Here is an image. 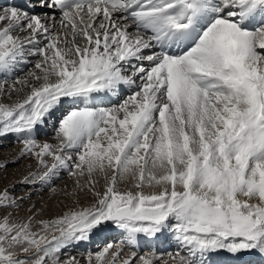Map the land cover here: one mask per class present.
<instances>
[{
	"label": "snow or ice",
	"instance_id": "6c2138e0",
	"mask_svg": "<svg viewBox=\"0 0 264 264\" xmlns=\"http://www.w3.org/2000/svg\"><path fill=\"white\" fill-rule=\"evenodd\" d=\"M0 77V169L33 162L0 183V264H81L105 233L86 264H264V0L0 4ZM65 173L71 206L25 209L17 184Z\"/></svg>",
	"mask_w": 264,
	"mask_h": 264
},
{
	"label": "rangeland",
	"instance_id": "374dc122",
	"mask_svg": "<svg viewBox=\"0 0 264 264\" xmlns=\"http://www.w3.org/2000/svg\"><path fill=\"white\" fill-rule=\"evenodd\" d=\"M31 67V64L28 66H24L23 64L14 71L12 75V79H15L17 76H22L25 72L28 71V69ZM2 79V77H0ZM11 82V81H9ZM12 99H16L15 95L12 96ZM4 102H8L7 98L4 99ZM51 135L52 133H48V130L43 134L41 132L40 139L43 137H46L47 140L51 142ZM9 136H13V140L9 144L6 145V147H0V150L2 149H9V152L7 153H0V162H3L5 160L11 161L13 158L17 155V152L19 151L21 144L17 142V138L15 135L10 134ZM25 161H27L25 163ZM33 162L28 159H22L19 163H11L6 169H0V183L2 184H10L12 182H16L22 179V177L25 175V173L29 170H31V164ZM51 188H55L57 191L53 192ZM28 188H24L22 185L17 184L15 188V192L17 195L20 193H24L25 190ZM72 189V181L67 176V174H63L59 179L55 181V183L50 188H41L37 194H32L31 200L27 201L25 204V209L30 206L31 204H35V207L42 210V216L38 218H49L51 216H54L62 211L63 205H72V200L66 198L64 195L65 191H71ZM36 195V196H35ZM35 197V198H34ZM84 202L83 200L81 201ZM22 215L27 214L25 211L22 210ZM117 240H111V243L118 242ZM110 242V241H109ZM108 242V243H109ZM107 242H104L101 244L99 248L94 249L91 252L98 251L100 248L104 247V245ZM70 249V250H69ZM130 250L125 249V252H128ZM79 253H83V256H79ZM89 254V251L86 249L85 244H81L77 247H71L64 250L63 256L72 255L76 256L78 259L81 260V264H86L85 258Z\"/></svg>",
	"mask_w": 264,
	"mask_h": 264
},
{
	"label": "bare ground",
	"instance_id": "6f19581e",
	"mask_svg": "<svg viewBox=\"0 0 264 264\" xmlns=\"http://www.w3.org/2000/svg\"><path fill=\"white\" fill-rule=\"evenodd\" d=\"M7 3H14L16 6L23 8V7H26V5L29 3V0H0V4H7ZM34 11L38 12V13H42V12H47L48 10L47 9H41V8L37 7V8L34 9ZM30 59L34 60L35 58H30ZM28 65H30V64H28ZM128 94H129V92L127 90H125L123 92V94L120 96V99H123ZM117 102H118L117 99L115 97H113L112 98V103H117ZM46 130H48V133H53V130H52L51 127H48L46 129H44L42 131V133L44 134L46 132ZM13 138H14L13 136H9V135L4 136V137H0V147H4V146L6 147V145L9 144L11 142V140H13ZM41 140H47V138L46 137H44V138L42 137ZM6 152L8 153L9 149H5L4 148V149L0 150V153H6ZM17 154H18V152H17ZM26 162L27 161H25V163ZM32 165H33V163L31 164V166ZM27 172L25 174H27ZM40 189H41L40 186H37L35 189H29L28 188L27 190H25L24 193L31 192L34 195V194H37ZM21 194H23V193H20L19 195H21ZM32 194H31V196H32ZM116 239L117 240L119 239V241H120V237L116 233H105L103 236L94 237L93 241L90 244H85V246H86V249L89 252H91L94 249L101 247L100 245L103 244L104 242L108 243L109 241L111 242V240H116ZM118 242H116V243H118ZM154 247H156V250L158 252H163L166 255L168 252H174L175 251V249H176L175 240L173 238H168V239L160 242L158 245H155ZM127 250H130V249H127ZM147 250L148 249H146V248H141L140 249L141 253L143 251H147ZM78 255L79 256H83L84 254L83 253H79Z\"/></svg>",
	"mask_w": 264,
	"mask_h": 264
}]
</instances>
